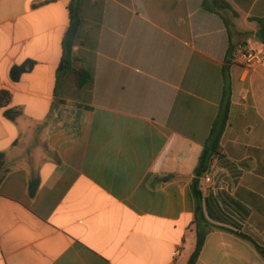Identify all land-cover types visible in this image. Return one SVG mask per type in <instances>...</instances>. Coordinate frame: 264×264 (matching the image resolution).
<instances>
[{
	"label": "crops",
	"instance_id": "obj_1",
	"mask_svg": "<svg viewBox=\"0 0 264 264\" xmlns=\"http://www.w3.org/2000/svg\"><path fill=\"white\" fill-rule=\"evenodd\" d=\"M81 0L73 68L58 74L72 0H0V264H187L194 172L224 97L225 158L201 179L215 229L196 264H264V0ZM28 60L33 70L13 82ZM21 116L8 120L5 110ZM174 176L172 179H167ZM34 189V195L31 190Z\"/></svg>",
	"mask_w": 264,
	"mask_h": 264
},
{
	"label": "trees",
	"instance_id": "obj_2",
	"mask_svg": "<svg viewBox=\"0 0 264 264\" xmlns=\"http://www.w3.org/2000/svg\"><path fill=\"white\" fill-rule=\"evenodd\" d=\"M81 0H72V3L69 8V28L65 35V38L62 43L63 54L60 60L58 74L64 71H72L75 77V86L79 89L88 85L92 80V75L85 70L80 68L75 70L73 68L74 62L77 61V58L73 55L74 46L80 41V27H81V18L79 14ZM203 9L212 12L220 13V11H233L231 5L227 0H204L202 3ZM253 21H256L258 24V37L261 41L264 42V18H254ZM35 62L28 60L27 62L14 66L10 71V77L13 82H18L22 75L29 73L33 70ZM224 97L219 109V113L212 124L209 138L204 146L203 152L199 158L198 165L194 172V179L192 181V190L195 198V214L193 224L196 227V246L195 250L192 253L187 264H196L203 247L207 236L215 229L209 222L203 207V192L201 190V179L211 172V167L214 160H222L225 158V155L222 152V138L226 130L229 112L231 107V86L229 83V76L227 70H224ZM11 100V94L9 91L0 92V108H7ZM5 117L8 120L14 121L19 116H21V111L18 109H9L5 110ZM5 154L0 153V185L3 181V175L5 172ZM174 176H169L167 179H172ZM35 190H31V195H34ZM241 238L250 241L259 252V254L264 258V247L257 244L249 236L241 233H237Z\"/></svg>",
	"mask_w": 264,
	"mask_h": 264
},
{
	"label": "built area",
	"instance_id": "obj_3",
	"mask_svg": "<svg viewBox=\"0 0 264 264\" xmlns=\"http://www.w3.org/2000/svg\"><path fill=\"white\" fill-rule=\"evenodd\" d=\"M232 62L247 67H256L264 62V55L248 46L239 45L232 54Z\"/></svg>",
	"mask_w": 264,
	"mask_h": 264
}]
</instances>
